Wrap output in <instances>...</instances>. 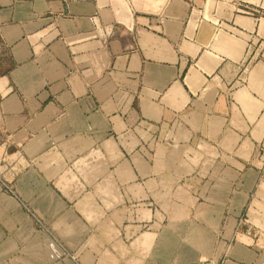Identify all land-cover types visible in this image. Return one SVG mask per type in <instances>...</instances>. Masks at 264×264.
Masks as SVG:
<instances>
[{
    "label": "crops",
    "instance_id": "0c3cea01",
    "mask_svg": "<svg viewBox=\"0 0 264 264\" xmlns=\"http://www.w3.org/2000/svg\"><path fill=\"white\" fill-rule=\"evenodd\" d=\"M0 264H264V0H0Z\"/></svg>",
    "mask_w": 264,
    "mask_h": 264
}]
</instances>
